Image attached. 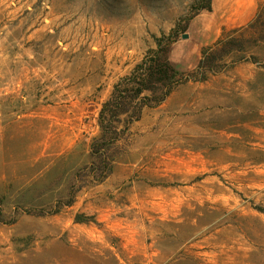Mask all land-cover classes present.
<instances>
[{"label":"rangeland","instance_id":"rangeland-1","mask_svg":"<svg viewBox=\"0 0 264 264\" xmlns=\"http://www.w3.org/2000/svg\"><path fill=\"white\" fill-rule=\"evenodd\" d=\"M206 2L0 0V264H264V0L209 36ZM241 26L223 73L145 110L110 176H85L101 105L156 38L189 71Z\"/></svg>","mask_w":264,"mask_h":264},{"label":"trees","instance_id":"trees-1","mask_svg":"<svg viewBox=\"0 0 264 264\" xmlns=\"http://www.w3.org/2000/svg\"><path fill=\"white\" fill-rule=\"evenodd\" d=\"M211 2L207 0L198 11L211 12ZM187 27L182 28L183 32ZM243 29V26L222 27L219 37L201 48L196 66L189 71L179 70L169 61L171 35L156 38V47L145 53L130 74L114 84L110 97L101 105L97 118L100 134L90 145L91 164L84 168L85 176H91L97 184L110 176L115 160L113 151L126 141L131 125L141 119L145 110L159 107L182 86L203 83L209 77L223 73L229 67L226 60L245 48L244 38L234 36ZM242 60L238 58L231 65ZM76 222L84 221L78 216Z\"/></svg>","mask_w":264,"mask_h":264},{"label":"crops","instance_id":"crops-1","mask_svg":"<svg viewBox=\"0 0 264 264\" xmlns=\"http://www.w3.org/2000/svg\"><path fill=\"white\" fill-rule=\"evenodd\" d=\"M233 6H235L234 9ZM256 6L257 0H213L212 11L204 16V22L201 21L199 30L209 36L218 22L225 26L245 24L255 13ZM226 17L235 20V23L222 22L221 20Z\"/></svg>","mask_w":264,"mask_h":264},{"label":"water","instance_id":"water-1","mask_svg":"<svg viewBox=\"0 0 264 264\" xmlns=\"http://www.w3.org/2000/svg\"><path fill=\"white\" fill-rule=\"evenodd\" d=\"M180 37L181 39L186 40L189 38V35L187 33H183Z\"/></svg>","mask_w":264,"mask_h":264}]
</instances>
